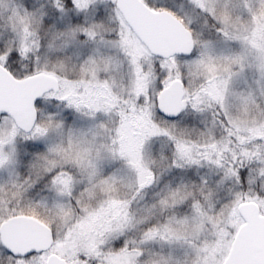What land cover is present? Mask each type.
<instances>
[{
  "label": "snow or ice",
  "instance_id": "1",
  "mask_svg": "<svg viewBox=\"0 0 264 264\" xmlns=\"http://www.w3.org/2000/svg\"><path fill=\"white\" fill-rule=\"evenodd\" d=\"M0 264H264V0H0Z\"/></svg>",
  "mask_w": 264,
  "mask_h": 264
}]
</instances>
